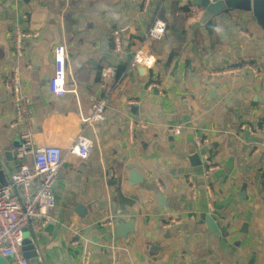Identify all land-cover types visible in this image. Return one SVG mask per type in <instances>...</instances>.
<instances>
[{
  "label": "crops",
  "instance_id": "crops-1",
  "mask_svg": "<svg viewBox=\"0 0 264 264\" xmlns=\"http://www.w3.org/2000/svg\"><path fill=\"white\" fill-rule=\"evenodd\" d=\"M215 1L0 0V156L10 176L18 165L5 152L27 128L7 89L16 68L34 130L55 105L75 112L107 103L91 156L65 160L57 219L24 231L30 264H81L86 249L91 264H264V33L251 14L205 19ZM157 17L167 34L141 76L131 57ZM15 32L27 35L23 56ZM54 39L66 43L76 91L65 99L49 90ZM130 220L134 233L115 237Z\"/></svg>",
  "mask_w": 264,
  "mask_h": 264
},
{
  "label": "built area",
  "instance_id": "built-area-1",
  "mask_svg": "<svg viewBox=\"0 0 264 264\" xmlns=\"http://www.w3.org/2000/svg\"><path fill=\"white\" fill-rule=\"evenodd\" d=\"M167 27L168 24L161 18H155L141 47L131 57V66H152V57L147 55V51L164 42ZM26 37L25 34L14 33L15 49L19 56H23L21 44ZM51 49L55 63L49 90L55 98L65 99L76 91L68 80L64 39H54ZM22 86L21 72L16 68L7 89L12 93L19 121L25 123L27 128L21 134V142L15 150L18 168L11 175L8 185L0 181V255L14 264H30V260L22 255L26 227L36 224L42 230L57 219L55 186L66 158H89L93 148L90 134L96 126L107 121V103L95 100L89 111L68 112L61 105H55L50 115L34 130L30 101L23 93ZM136 125L147 126L143 122ZM168 132L173 137H180L183 126H172ZM196 146L200 150V140L196 141ZM203 159L207 160L205 156ZM91 260V250H84L81 264H91Z\"/></svg>",
  "mask_w": 264,
  "mask_h": 264
},
{
  "label": "water",
  "instance_id": "water-1",
  "mask_svg": "<svg viewBox=\"0 0 264 264\" xmlns=\"http://www.w3.org/2000/svg\"><path fill=\"white\" fill-rule=\"evenodd\" d=\"M204 11L206 15L205 19H210L213 16H220L221 14H229L233 12H242L246 14H251L253 15L258 26L262 29L264 33V0H218L212 3H208L205 6ZM154 53H155L154 49H152L148 55L153 56ZM146 73H147L146 68L142 67L139 69V74L141 76H144ZM1 149L3 148H0V150ZM192 153L193 151H191V154ZM5 158L7 162H11V161L14 162L16 159L15 151L12 152L10 150L5 152ZM0 163L2 165V169L0 170V181L2 182L3 185H8L11 176L7 170V166L5 162H3L2 156H0ZM7 177H9L8 181H7ZM140 178L141 177L137 173L131 171L130 174L131 182L139 183L141 181ZM79 210L80 208L77 209L78 212ZM134 222H135L134 220H130L127 223L121 222L115 230V234H114L115 237H118L120 239H126L129 234L134 233V229H133ZM206 225L212 234H220V232L217 230V226L215 225L211 217L207 218ZM0 264H9V261L0 255Z\"/></svg>",
  "mask_w": 264,
  "mask_h": 264
},
{
  "label": "trees",
  "instance_id": "trees-1",
  "mask_svg": "<svg viewBox=\"0 0 264 264\" xmlns=\"http://www.w3.org/2000/svg\"><path fill=\"white\" fill-rule=\"evenodd\" d=\"M185 12L187 13V17H191L192 16V12H190L188 9H185ZM197 12L200 13L201 10H197Z\"/></svg>",
  "mask_w": 264,
  "mask_h": 264
}]
</instances>
